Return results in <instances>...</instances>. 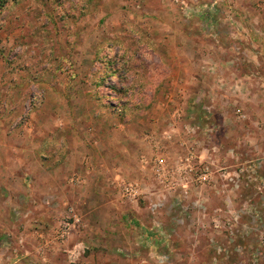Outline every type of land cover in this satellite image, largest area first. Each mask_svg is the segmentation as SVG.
<instances>
[{
	"label": "rangeland",
	"instance_id": "rangeland-1",
	"mask_svg": "<svg viewBox=\"0 0 264 264\" xmlns=\"http://www.w3.org/2000/svg\"><path fill=\"white\" fill-rule=\"evenodd\" d=\"M219 2L236 7L243 29L249 2ZM170 3L181 5L0 0V169L62 173V190L50 197L57 211L53 233L71 208L82 218L68 240L86 227L100 234L108 225L119 238L172 234L169 246L179 252H171L170 264H264V206L245 205L264 203V91L253 97L255 106L237 99L226 112L199 98L200 83L187 79L189 64L179 56L213 55L198 41L213 33L199 32L197 22L200 38L194 33L190 46L183 44L189 26L180 13L171 16ZM244 41L232 37L228 65L241 73L255 65L264 82V54L256 50L248 62ZM152 137L171 173L195 153L190 180L175 176L177 188L167 190L155 172ZM204 172L209 179L197 183ZM125 181L139 182L137 199L120 192ZM113 239V247L129 248Z\"/></svg>",
	"mask_w": 264,
	"mask_h": 264
},
{
	"label": "crops",
	"instance_id": "crops-1",
	"mask_svg": "<svg viewBox=\"0 0 264 264\" xmlns=\"http://www.w3.org/2000/svg\"><path fill=\"white\" fill-rule=\"evenodd\" d=\"M247 2L249 5L244 9L245 27L243 29L238 20L240 18L238 14L241 13L235 9L236 7L226 8L225 3L219 0H189L185 5L175 7L173 3H170L173 6L168 7L172 17L180 13L182 20L189 26L186 36H183L185 39L181 41L183 44L190 46L192 43L190 40L194 37L195 29L193 28L197 22L199 32L206 36H209V32L213 33L214 39H205V41L198 39L201 41L200 47L205 48L209 53L213 52V55L208 54L199 58L181 55L179 60L189 64L186 72L187 79L199 81L198 88L203 90L199 98L211 99L215 107L224 112L237 99L249 106H255L257 101L253 97L264 91L261 89L262 86L264 87L263 76L257 77L253 72L255 65H251L249 70L243 73L228 65L226 52L229 50L227 47L231 46L233 36L236 38L239 36L240 39L245 40L244 47L248 62L255 61L256 50L260 49L262 55L264 54V6L257 3V0H247ZM195 36L200 38L198 33H195ZM189 41L191 43H187ZM175 42L180 43L177 40ZM261 47H263L262 50ZM165 139L167 140V137ZM0 144H3L1 139ZM30 175L31 179L28 177ZM61 175L62 173L54 167L51 169L41 167L37 172L26 170L20 173L12 169H0V262L4 264H71L73 260H87L90 264H141L142 262L134 258L145 257L151 261L146 264L174 263V260L170 261L171 252H179V250L175 249V246H169L168 241L172 234L168 236V234L138 233L134 236L125 235L119 238L109 232L108 225H103L99 228L100 234H94L91 228L86 227L79 235L73 236L64 244H56L53 230L57 225V211L50 197L60 194ZM163 185L170 190L165 184ZM197 187L202 190L204 185ZM141 192H143L142 188ZM152 205L160 207L161 204L154 202ZM245 205L258 207L264 206V203L251 199ZM113 237H116V241L120 239L119 241L126 243L129 248L124 247V250L113 247L115 242ZM109 243H112V246L110 244L108 247L111 249H106ZM87 250L90 252L88 256H85L84 252ZM121 252L125 254L122 255Z\"/></svg>",
	"mask_w": 264,
	"mask_h": 264
},
{
	"label": "built area",
	"instance_id": "built-area-1",
	"mask_svg": "<svg viewBox=\"0 0 264 264\" xmlns=\"http://www.w3.org/2000/svg\"><path fill=\"white\" fill-rule=\"evenodd\" d=\"M176 2H179L182 5H185L189 0H175ZM241 109L238 110L239 113H241ZM241 117H245L243 113L240 114ZM154 140H156L154 137H152ZM168 139V137H167ZM156 147V152L154 154V168L155 172L158 175V177L161 179L162 183L165 184L169 189L174 190L177 188V183L173 180L175 176H179L180 179L185 182L190 180L193 175L192 171L194 169L193 162L196 158V155L194 152L189 153L182 161L184 163V166H180L176 168L172 173L167 168V161L161 154L162 147H160V143L156 142L154 143ZM181 161V162H182ZM210 175L208 172L200 173L197 175L196 180L197 183L202 184L205 183L209 179ZM195 178V177H194ZM182 188L184 189L185 193H188L189 185L182 184ZM122 189V193L125 197L128 199H137L138 196L141 194V187L139 182L137 181H125L122 184L120 183V192ZM82 226V218L81 216L74 212L73 208H71L69 215H67L57 226V229L53 233L54 241L58 245L64 244L68 238L75 234L78 230L81 229ZM0 264H4L3 262H0ZM71 264H90L89 262H79L77 260H73Z\"/></svg>",
	"mask_w": 264,
	"mask_h": 264
},
{
	"label": "trees",
	"instance_id": "trees-1",
	"mask_svg": "<svg viewBox=\"0 0 264 264\" xmlns=\"http://www.w3.org/2000/svg\"><path fill=\"white\" fill-rule=\"evenodd\" d=\"M1 6H3V5H1Z\"/></svg>",
	"mask_w": 264,
	"mask_h": 264
}]
</instances>
